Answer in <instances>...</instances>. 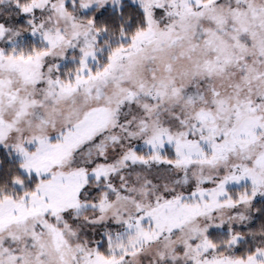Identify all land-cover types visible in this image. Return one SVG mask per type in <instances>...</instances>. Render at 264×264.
I'll use <instances>...</instances> for the list:
<instances>
[{
  "label": "snow or ice",
  "instance_id": "1",
  "mask_svg": "<svg viewBox=\"0 0 264 264\" xmlns=\"http://www.w3.org/2000/svg\"><path fill=\"white\" fill-rule=\"evenodd\" d=\"M0 264H264V0H0Z\"/></svg>",
  "mask_w": 264,
  "mask_h": 264
}]
</instances>
